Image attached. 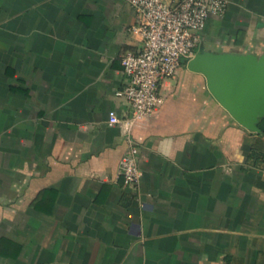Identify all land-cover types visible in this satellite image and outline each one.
<instances>
[{"label": "crops", "instance_id": "obj_1", "mask_svg": "<svg viewBox=\"0 0 264 264\" xmlns=\"http://www.w3.org/2000/svg\"><path fill=\"white\" fill-rule=\"evenodd\" d=\"M227 1L197 51L264 55V0ZM137 23L128 0H0V264H264V117L184 64L153 114L110 123Z\"/></svg>", "mask_w": 264, "mask_h": 264}, {"label": "built area", "instance_id": "obj_2", "mask_svg": "<svg viewBox=\"0 0 264 264\" xmlns=\"http://www.w3.org/2000/svg\"><path fill=\"white\" fill-rule=\"evenodd\" d=\"M138 23L131 29L142 39L138 52L121 58L127 77L118 95L132 108L129 117L110 111L109 121L126 128L153 114L163 103V82L174 77L183 60L194 57L202 33L211 17L224 15L227 0H128ZM137 148L130 146L122 158L117 179L125 186H136L142 172Z\"/></svg>", "mask_w": 264, "mask_h": 264}, {"label": "water", "instance_id": "obj_3", "mask_svg": "<svg viewBox=\"0 0 264 264\" xmlns=\"http://www.w3.org/2000/svg\"><path fill=\"white\" fill-rule=\"evenodd\" d=\"M187 67L203 74L214 97L247 129L264 117V55L197 51Z\"/></svg>", "mask_w": 264, "mask_h": 264}, {"label": "trees", "instance_id": "obj_4", "mask_svg": "<svg viewBox=\"0 0 264 264\" xmlns=\"http://www.w3.org/2000/svg\"><path fill=\"white\" fill-rule=\"evenodd\" d=\"M201 43V42H200ZM200 48V44H199V46L196 48V51L198 50ZM183 64H187V61L186 60H183V62H182V65ZM262 135H264V127H262ZM4 243V244H7V243H10V240H8V239H6V238H0V243ZM7 242V243H6ZM11 243H12V241H11ZM13 244V243H12ZM6 247V246H5ZM0 253H1V251H0Z\"/></svg>", "mask_w": 264, "mask_h": 264}, {"label": "rangeland", "instance_id": "obj_5", "mask_svg": "<svg viewBox=\"0 0 264 264\" xmlns=\"http://www.w3.org/2000/svg\"><path fill=\"white\" fill-rule=\"evenodd\" d=\"M184 65V64H183Z\"/></svg>", "mask_w": 264, "mask_h": 264}]
</instances>
